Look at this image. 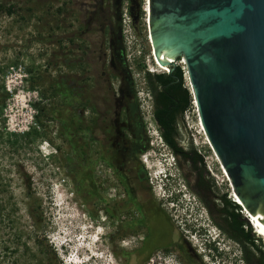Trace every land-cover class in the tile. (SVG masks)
I'll return each instance as SVG.
<instances>
[{
  "label": "rangeland",
  "instance_id": "obj_1",
  "mask_svg": "<svg viewBox=\"0 0 264 264\" xmlns=\"http://www.w3.org/2000/svg\"><path fill=\"white\" fill-rule=\"evenodd\" d=\"M147 3L0 0V264H191L188 257L246 264L241 246L187 185L154 121L144 71L168 69L155 70ZM177 64L192 94L183 145L192 139L220 193L232 198L187 62ZM54 109L82 128L71 136L75 152L59 135ZM106 144L120 156L136 155L147 172L145 207L154 217L147 227L130 231L106 211Z\"/></svg>",
  "mask_w": 264,
  "mask_h": 264
},
{
  "label": "water",
  "instance_id": "obj_2",
  "mask_svg": "<svg viewBox=\"0 0 264 264\" xmlns=\"http://www.w3.org/2000/svg\"><path fill=\"white\" fill-rule=\"evenodd\" d=\"M147 2L155 57L168 71L186 60L209 140L264 230V0Z\"/></svg>",
  "mask_w": 264,
  "mask_h": 264
},
{
  "label": "trees",
  "instance_id": "obj_3",
  "mask_svg": "<svg viewBox=\"0 0 264 264\" xmlns=\"http://www.w3.org/2000/svg\"><path fill=\"white\" fill-rule=\"evenodd\" d=\"M12 11L9 9L10 13ZM144 78L152 97L154 121L187 185L207 208L216 226L241 246L246 264H264V237L254 231L243 213V207L227 193H220L215 178L207 168L204 154L192 139L187 146L183 145L187 130L184 114L192 106V94L186 85L182 65L177 64L173 71L168 72L146 70ZM51 114L52 120H56L60 127V137L64 142L71 143L75 152L71 136L74 130L82 128L76 126L74 116L65 118L61 110H51ZM190 175L194 177V183L190 181ZM165 251H170V248H165ZM187 260L197 264L190 257Z\"/></svg>",
  "mask_w": 264,
  "mask_h": 264
},
{
  "label": "flooded vegetation",
  "instance_id": "obj_4",
  "mask_svg": "<svg viewBox=\"0 0 264 264\" xmlns=\"http://www.w3.org/2000/svg\"><path fill=\"white\" fill-rule=\"evenodd\" d=\"M102 162L105 191L110 197L104 198V201L110 218L118 220L123 228L130 231L137 225L148 226V221L154 217L145 207L146 190L142 186L147 172L138 157L132 154L120 156L106 144L103 148ZM109 203L113 205H107Z\"/></svg>",
  "mask_w": 264,
  "mask_h": 264
},
{
  "label": "bare ground",
  "instance_id": "obj_5",
  "mask_svg": "<svg viewBox=\"0 0 264 264\" xmlns=\"http://www.w3.org/2000/svg\"><path fill=\"white\" fill-rule=\"evenodd\" d=\"M147 5H148V3L146 4V7H147ZM147 8H148V7H147ZM147 8H146V10H147ZM172 55H173V54H172ZM172 55H171V53H170V51H169V52L167 53V55H166L165 58H166L167 60H172V59H173V58H172ZM160 58H161V59H160ZM154 59H155V62H156V64H157V68L155 69L156 71H162V70H166V69H167V67L165 66L164 62L162 61V60L164 59V58H163V53H161L159 57H155ZM192 93L194 94V92H193V88H192ZM196 104H197V102H196ZM202 126H203V124H202ZM203 130H205L204 126H203ZM143 159H144V158H143ZM217 159H218V161H219L220 164H221V168H222L223 173L225 174V176H226L228 179H230V176H229V174H228L226 168L224 167V165H223L221 159L219 158V156L217 157ZM144 161H145V162H148L147 159H145ZM231 185H232V189H233V194H232V196L235 198L234 200H236L239 204L242 205V201H241L240 197L238 196V194L236 193V191H235V189H234V186H233V183H231ZM246 211H247V210H246ZM247 212H248V211H247ZM248 214H249V218H250V219L252 220V222H253V226L256 227V229H257V233H258L259 235H261V236L264 237V230H263V228L261 227L259 221L254 217L253 214H251V213H249V212H248ZM98 240H99V239H98ZM83 246H84V245H83ZM79 249H81V248L79 247Z\"/></svg>",
  "mask_w": 264,
  "mask_h": 264
},
{
  "label": "clouds",
  "instance_id": "obj_6",
  "mask_svg": "<svg viewBox=\"0 0 264 264\" xmlns=\"http://www.w3.org/2000/svg\"><path fill=\"white\" fill-rule=\"evenodd\" d=\"M83 214H85V213H83ZM82 217L85 218L84 215ZM104 220H105V218L101 217V221H104ZM94 224L95 225H93V226L95 227L96 231H97L98 228H100L102 226V224H101V222L99 220H96V222H94ZM83 225H84V223L80 225L81 227H79V228H81V230L86 228V227H83ZM90 226H92V225H90ZM97 236L98 235L96 234V238L94 239L95 241H98V239H99ZM61 241H62V244L60 245V248L61 249H65V250L68 249L70 242L67 239H64V240L61 239ZM205 246L207 248H209V249H216L215 240L206 241V245ZM164 258H170V255H164Z\"/></svg>",
  "mask_w": 264,
  "mask_h": 264
},
{
  "label": "built area",
  "instance_id": "obj_7",
  "mask_svg": "<svg viewBox=\"0 0 264 264\" xmlns=\"http://www.w3.org/2000/svg\"><path fill=\"white\" fill-rule=\"evenodd\" d=\"M195 104H196V103H195ZM197 108H198V105H197ZM198 113H199V115H200L199 108H198ZM184 116H185V119H186L187 121L191 120L190 110H186ZM232 199H234V198L232 197Z\"/></svg>",
  "mask_w": 264,
  "mask_h": 264
}]
</instances>
